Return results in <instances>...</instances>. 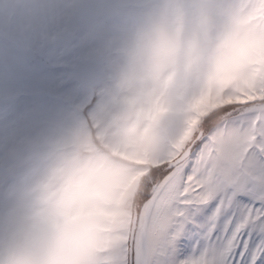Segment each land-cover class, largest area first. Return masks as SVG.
<instances>
[{
	"label": "clouds",
	"instance_id": "1",
	"mask_svg": "<svg viewBox=\"0 0 264 264\" xmlns=\"http://www.w3.org/2000/svg\"><path fill=\"white\" fill-rule=\"evenodd\" d=\"M19 59L75 54L103 79L66 113L0 115V264H79L134 217L193 110L219 125L264 67V0H24ZM87 17L79 25L78 17ZM15 93L7 76L0 100Z\"/></svg>",
	"mask_w": 264,
	"mask_h": 264
},
{
	"label": "snow or ice",
	"instance_id": "2",
	"mask_svg": "<svg viewBox=\"0 0 264 264\" xmlns=\"http://www.w3.org/2000/svg\"><path fill=\"white\" fill-rule=\"evenodd\" d=\"M222 122L193 110L134 217L79 264H264V67L235 86Z\"/></svg>",
	"mask_w": 264,
	"mask_h": 264
},
{
	"label": "rangeland",
	"instance_id": "3",
	"mask_svg": "<svg viewBox=\"0 0 264 264\" xmlns=\"http://www.w3.org/2000/svg\"><path fill=\"white\" fill-rule=\"evenodd\" d=\"M28 22L24 0H0V33L19 34ZM75 22L84 25L87 17ZM6 76L15 95L8 103L0 100V115L7 112L10 119L24 117L32 109L41 115L66 113L79 103L94 101V89L103 79L99 69L86 67L79 55L55 60L42 52L24 61L0 39V86Z\"/></svg>",
	"mask_w": 264,
	"mask_h": 264
}]
</instances>
